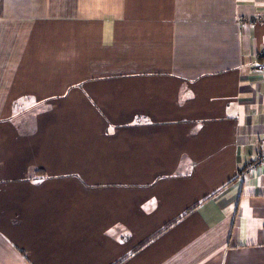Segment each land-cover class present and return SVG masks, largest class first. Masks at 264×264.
<instances>
[{
  "label": "crops",
  "instance_id": "crops-1",
  "mask_svg": "<svg viewBox=\"0 0 264 264\" xmlns=\"http://www.w3.org/2000/svg\"><path fill=\"white\" fill-rule=\"evenodd\" d=\"M225 185L123 264H264V0H0V264H112Z\"/></svg>",
  "mask_w": 264,
  "mask_h": 264
},
{
  "label": "trees",
  "instance_id": "trees-1",
  "mask_svg": "<svg viewBox=\"0 0 264 264\" xmlns=\"http://www.w3.org/2000/svg\"><path fill=\"white\" fill-rule=\"evenodd\" d=\"M36 172L38 173L36 175L39 176V177L40 176H46L45 170H43V169H39ZM232 182H233V180L229 181L227 183V185L228 184H231ZM225 187H226V185L223 186L221 189L215 191L214 193H212L211 195H209L205 199H203V200H201V201L196 202L195 204H193L186 211H184L181 215L177 216L175 219H173L170 222L166 223L163 227H161L160 229H158L155 233H153L152 235H150L148 238L144 239L130 253H128L127 255L122 256L117 261L113 262L112 264H123L131 255L139 252L141 249H143L144 247H146L147 245H149L155 239L159 238L166 231H168L170 228H172L173 226H175V224H177L180 220H182L183 218L189 216L196 209H198L201 206V204H203L204 202L210 200L214 196H217Z\"/></svg>",
  "mask_w": 264,
  "mask_h": 264
},
{
  "label": "rangeland",
  "instance_id": "rangeland-1",
  "mask_svg": "<svg viewBox=\"0 0 264 264\" xmlns=\"http://www.w3.org/2000/svg\"><path fill=\"white\" fill-rule=\"evenodd\" d=\"M25 1V0H7L8 3L3 0L4 5H13V6H18L19 2ZM244 171L241 172V176L243 175Z\"/></svg>",
  "mask_w": 264,
  "mask_h": 264
}]
</instances>
